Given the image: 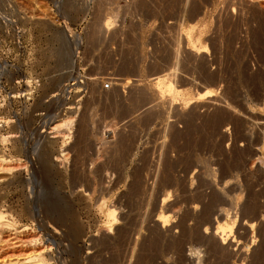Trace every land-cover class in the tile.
<instances>
[{
    "label": "rangeland",
    "instance_id": "obj_1",
    "mask_svg": "<svg viewBox=\"0 0 264 264\" xmlns=\"http://www.w3.org/2000/svg\"><path fill=\"white\" fill-rule=\"evenodd\" d=\"M262 11L254 0H0V156L17 170L0 181L19 182L3 214L37 234L0 250L25 240L47 264L224 263L205 208L226 196L214 208L239 230L249 198L264 203ZM160 79L176 98L157 93Z\"/></svg>",
    "mask_w": 264,
    "mask_h": 264
},
{
    "label": "bare ground",
    "instance_id": "obj_2",
    "mask_svg": "<svg viewBox=\"0 0 264 264\" xmlns=\"http://www.w3.org/2000/svg\"><path fill=\"white\" fill-rule=\"evenodd\" d=\"M254 5H256L257 7H259V9L264 11V0H254ZM194 38L195 37H193L192 34H191L190 35V42L192 43L193 48L198 49V47H197L198 45H196V43H195L196 42V40H195L196 38L195 39ZM155 85L157 87H159L157 89V91H158L157 93L159 95H161V96L166 94V93H169V94L173 95V98H176L177 96L176 97H174V96L179 94L178 92L175 91V89L172 86V84L168 83L169 86L166 88L167 90H164L163 88H161L162 85H167L161 79ZM185 106H187V103L184 104L183 107H185ZM4 161H5V159L0 156V174L1 173L3 174L5 172H11L12 173L13 171H15V167L7 166L6 164L3 163ZM45 164H46V166L48 165L47 162ZM1 182L2 181H0V243L4 242V240H6V239L8 240L10 238L13 240V238H15V237L16 238L14 239V241L15 240L17 241L18 237L22 236L21 235L22 233L24 234L22 239H26V243H27V241H28L29 244H30V242H31V244L34 243L35 241L33 242V240H35V238H37V236H35V235H37L36 233L34 235L31 234V232H29L28 227H26V228L23 227L24 229L22 227H18L17 226L18 222L16 220L11 221L13 219L12 217H11L12 219L10 220L9 219L10 216L7 217L5 213L3 214V211H4L3 209L6 207V205L4 204V202H5L4 199H5L6 195L4 193L7 190V188H9L12 185H15V183H17L18 181L15 182V183H13V181L9 182V183H6V184L3 183L4 185H1L2 184ZM21 184H23V183H21ZM226 192L229 193L230 191L228 190ZM250 194H252V192ZM261 195L262 194L258 195L257 193L252 195L253 198L250 197L251 199L249 198V200L245 204V206L244 207L242 206L243 210H242V212H240L242 214L241 218H242V220H245V222H243L241 224V226H240L241 228H239V230L242 229L244 231V233L242 232V234L238 233V232H241V230L239 231V230L235 229L234 225L233 226H229V225L221 223V220L224 218V216L227 217V218L230 217V213L227 210H225V209L223 210L222 208L219 207L220 209L216 211L215 208H214V207H216L219 204H221V205L225 204L228 201L226 196H223V195H220V194H216V196L213 198L214 199L213 202L212 203L210 202L211 203V204H209L210 206L207 205L208 207L205 208L206 209L205 213L209 216L208 217L209 219L213 215L216 216L215 215L216 213L218 214L217 215L218 217H215V223L217 224V227H215L216 229L214 231V237L216 238L215 242L217 241L216 244H217V247H219L218 251L221 254H223V256H224L225 252L228 253L227 257L224 256L226 258V261H224V263L222 262L221 264H264V203L260 201L259 197ZM47 207L51 208L49 210V212H48V215H49V213L50 214L51 213L52 214L55 213L54 214V216H55L57 214V212H58V216L60 217V215H61V217H62L63 215H65V212L68 211L67 208L58 209V207L57 208H54L52 206H47ZM102 207H101V210H102ZM48 209L46 211H48ZM105 216L107 217V220L109 219L108 223H112V224H110V228L113 227L115 225L116 221H117V220H115L116 218H115V213L113 212V210L106 209ZM246 219H248L249 222L246 221ZM63 222H65V221H63ZM73 228H74V226H73ZM73 228L71 230H73ZM75 228H77V227H75ZM105 228L109 229V227L108 228L105 227ZM75 232H77V230H75ZM79 232H82V231L78 230V233H75L76 235H74V233H73V235L75 237L77 236V238H78V237L81 236V233H80V236H78ZM238 235H240V236H238ZM249 237H250V239H252L251 243L249 242L251 245H254L258 241V246H257L258 248H256L253 251H251L250 245H244V249L245 248L246 249L245 250L243 249V251H242V249L240 248V245H242L244 243V242L242 243V241H244L243 239H247ZM240 239L242 241H240ZM17 242L20 243L21 240L17 241ZM24 242H25V240H24ZM24 242L22 241V243H24ZM246 242H247V240H246ZM11 243H12V241H11ZM11 243H9V244L6 243L8 246H5L4 247L5 249L3 248L4 250L3 249L0 250V264H9V263H11V264H47V262L44 259L45 257L43 255V251H41L42 249L38 248V246L36 247L34 245L35 247L33 249H30L29 248L30 247L29 244H28L29 247H25L26 244L23 247L22 243H21L22 246L20 244L16 246V245H13ZM215 246L216 245L214 244L215 250L218 249ZM31 247H33V246H31ZM237 247L240 248V251H239L240 260L238 258H236L237 255H238V253H235L236 250L238 249ZM31 250H32V252H31ZM247 250H250V251H247ZM218 251H217V254H218ZM215 253H216V251H215ZM223 256H221V257H223ZM224 257H223V259H224ZM11 259H14V260H11ZM223 259H222V261H223ZM236 260H237L238 263L236 262Z\"/></svg>",
    "mask_w": 264,
    "mask_h": 264
},
{
    "label": "built area",
    "instance_id": "obj_3",
    "mask_svg": "<svg viewBox=\"0 0 264 264\" xmlns=\"http://www.w3.org/2000/svg\"><path fill=\"white\" fill-rule=\"evenodd\" d=\"M79 67H82L81 65H78ZM110 85H109V83H105V87L107 88V87H109Z\"/></svg>",
    "mask_w": 264,
    "mask_h": 264
}]
</instances>
